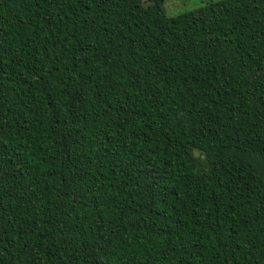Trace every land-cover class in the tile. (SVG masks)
Segmentation results:
<instances>
[{
    "label": "trees",
    "instance_id": "16d2710c",
    "mask_svg": "<svg viewBox=\"0 0 264 264\" xmlns=\"http://www.w3.org/2000/svg\"><path fill=\"white\" fill-rule=\"evenodd\" d=\"M0 0V264H264V0Z\"/></svg>",
    "mask_w": 264,
    "mask_h": 264
},
{
    "label": "rangeland",
    "instance_id": "374dc122",
    "mask_svg": "<svg viewBox=\"0 0 264 264\" xmlns=\"http://www.w3.org/2000/svg\"><path fill=\"white\" fill-rule=\"evenodd\" d=\"M143 2L145 6L151 4L149 0H139ZM211 1H219V0H166V12L170 17L177 16L179 14H183L200 6H203Z\"/></svg>",
    "mask_w": 264,
    "mask_h": 264
}]
</instances>
